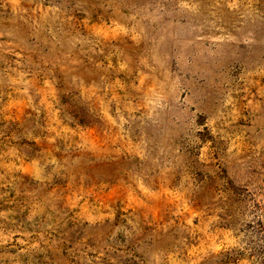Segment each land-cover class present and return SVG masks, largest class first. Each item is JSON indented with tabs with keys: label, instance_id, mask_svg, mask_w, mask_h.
I'll use <instances>...</instances> for the list:
<instances>
[{
	"label": "rangeland",
	"instance_id": "obj_1",
	"mask_svg": "<svg viewBox=\"0 0 264 264\" xmlns=\"http://www.w3.org/2000/svg\"><path fill=\"white\" fill-rule=\"evenodd\" d=\"M0 264H264V0H0Z\"/></svg>",
	"mask_w": 264,
	"mask_h": 264
}]
</instances>
